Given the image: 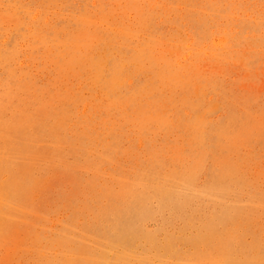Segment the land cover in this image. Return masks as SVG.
<instances>
[{
	"label": "rangeland",
	"instance_id": "rangeland-1",
	"mask_svg": "<svg viewBox=\"0 0 264 264\" xmlns=\"http://www.w3.org/2000/svg\"><path fill=\"white\" fill-rule=\"evenodd\" d=\"M0 264H264V0H0Z\"/></svg>",
	"mask_w": 264,
	"mask_h": 264
}]
</instances>
